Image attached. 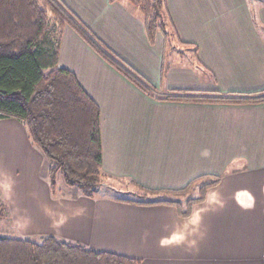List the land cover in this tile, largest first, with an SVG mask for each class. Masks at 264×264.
Segmentation results:
<instances>
[{
  "label": "crops",
  "instance_id": "obj_1",
  "mask_svg": "<svg viewBox=\"0 0 264 264\" xmlns=\"http://www.w3.org/2000/svg\"><path fill=\"white\" fill-rule=\"evenodd\" d=\"M60 1L153 89L143 92L64 26L58 66L99 107V193L123 184L175 194L202 174L220 179L186 216L165 201L183 203L180 196L148 203L86 197L69 186L58 190L57 179L52 193L26 127L3 118L0 203L5 219L20 222L13 237L52 235L139 264H264V101L246 100L264 90V0H166L176 39L196 47L189 61L167 56V63L164 34L151 41L143 14L127 0Z\"/></svg>",
  "mask_w": 264,
  "mask_h": 264
},
{
  "label": "trees",
  "instance_id": "obj_2",
  "mask_svg": "<svg viewBox=\"0 0 264 264\" xmlns=\"http://www.w3.org/2000/svg\"><path fill=\"white\" fill-rule=\"evenodd\" d=\"M116 1V0H110ZM144 17L148 38L156 31L166 39L167 50L177 47L175 31L165 10L166 0H127ZM74 29L109 65L148 95L151 85L133 69L114 57L70 16L60 0H0V119L14 118L26 127L32 144L45 159V173L52 193L56 179L86 197H93L104 182L100 139V112L75 74L58 66L60 34L64 26ZM181 47L192 46L181 44ZM189 49V48H188ZM166 50V51H167ZM196 53V47H191ZM165 99H182L175 96ZM187 100L217 99L188 97ZM247 102L264 101L261 94ZM236 102L238 99L219 100ZM206 178V179H204ZM217 175L202 174L195 198L174 203L188 215L193 204L205 197L219 181ZM136 202H154L143 189ZM175 192L183 189L174 190ZM164 201V200H161ZM3 207V205H1ZM140 259L94 250L77 242L47 235L36 238L0 235V264H139Z\"/></svg>",
  "mask_w": 264,
  "mask_h": 264
},
{
  "label": "rangeland",
  "instance_id": "obj_3",
  "mask_svg": "<svg viewBox=\"0 0 264 264\" xmlns=\"http://www.w3.org/2000/svg\"><path fill=\"white\" fill-rule=\"evenodd\" d=\"M165 56H166V63H167L169 61L167 59V56H183L182 61H185V60L189 61L190 60L189 56H194V55H193L191 49L189 50L186 47L177 46L176 48L172 49V51L167 50ZM128 67L131 68L130 66H128ZM204 179H206V178H204ZM199 183H200V181L197 180V181H195V183L193 182L192 187H190L189 189H185L181 192L180 191H178L176 193L174 192L175 194H172L170 192H164V193H160V194L149 192V193H147V196H148V199H150V200H158V199L165 198L167 196H180V197H182L181 199H183V200L188 199V198H195L200 193V191L197 190L198 188H196L197 186H199ZM62 186H67V185L64 183V181L62 180V178L60 176H57V188H58V190H59V188L62 189ZM123 186H124L123 184H120V186H118V184H117V187H114V186L111 187V186H106V184H105L104 187L101 188V191H100L102 194L99 193V190H100L99 189L97 194H95V196L99 197L100 195L104 194V195L111 196V197H119L122 199L135 201V200H138V197H139L138 195H144L145 194L144 190L136 188L133 185L132 186L128 185V187H126L125 189L123 188ZM104 191H105V193H103ZM3 211H4L3 207L1 206V203H0V235L13 237V235H16L18 233V229L20 227V222H18V221L12 222V221L5 219ZM12 224H13V226H11ZM12 227H13V229H15L14 233L11 231ZM36 239H38V238L36 237Z\"/></svg>",
  "mask_w": 264,
  "mask_h": 264
}]
</instances>
